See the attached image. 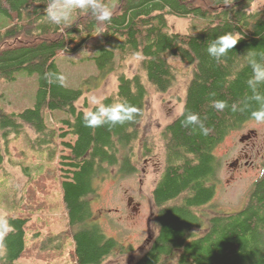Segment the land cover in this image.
I'll list each match as a JSON object with an SVG mask.
<instances>
[{
	"label": "trees",
	"instance_id": "1",
	"mask_svg": "<svg viewBox=\"0 0 264 264\" xmlns=\"http://www.w3.org/2000/svg\"><path fill=\"white\" fill-rule=\"evenodd\" d=\"M252 1L101 0L112 12L110 22L77 9L69 21L55 25L46 17L50 0H0V79L12 81L20 70L38 77L34 107L10 113L0 108V170L10 152L9 136H19L28 126L35 135L29 139L33 149L52 147L58 154L52 169L56 167L59 173L69 222L58 233H35L38 251H47V245L62 250L72 242L75 264H104L117 254L116 239L106 237L100 225L91 223V200L99 197L95 180L114 173L133 174L138 158L152 155L154 140L142 139L140 127L149 95L146 82L156 93L175 86L177 69L166 58L170 52L191 68L181 112L198 114L207 135L184 127L180 114L160 130L163 168L152 190L157 231L142 256L131 264H264V168L238 212L212 213L203 208L215 193L211 182L218 169L214 149L259 108L247 84L253 75L248 56L256 53V60L264 63V8L249 10ZM169 15L205 18L208 23L194 33L170 31ZM228 32L240 34L241 39L226 57L213 60L207 47ZM95 36L124 39L117 68L114 50L103 48L95 59L104 71L116 69L117 88L103 103L134 106L138 112L132 122L86 127L85 110L77 107L82 91L62 82L57 57ZM134 55L140 57L137 70L128 75L125 62ZM257 90L264 94V84ZM215 100L226 101L228 107L217 111L212 107ZM55 110L67 117L50 127L46 114ZM68 134L71 137L66 138ZM45 172L30 179L28 186L46 192ZM25 197L31 204L38 201L39 211L43 203L30 188ZM27 210L24 206L21 216L3 218L14 230L0 239V264H17L20 257L31 256L25 236L31 220ZM38 251L36 257H42Z\"/></svg>",
	"mask_w": 264,
	"mask_h": 264
},
{
	"label": "rangeland",
	"instance_id": "2",
	"mask_svg": "<svg viewBox=\"0 0 264 264\" xmlns=\"http://www.w3.org/2000/svg\"><path fill=\"white\" fill-rule=\"evenodd\" d=\"M261 8H264V0H253L249 10ZM168 23L170 31L194 33L207 24L208 20L169 15ZM123 43L122 37L103 40L100 36H95L57 57L56 63L64 86L79 89L83 93L77 102L79 109L85 112L91 110L94 106L89 103V97L93 95L103 100L115 92L118 85L116 69L115 72L100 69L95 57L103 48L114 50L115 68H117ZM139 58L138 55L127 58L124 70L128 75L137 70ZM166 58L177 69L175 86L167 92L156 93L146 82L149 95L144 117L140 123L142 139L154 140L155 148L152 155L138 158L135 163L137 171L133 174L114 173L101 181L95 180L99 197L91 200L94 212L91 223L100 225L106 237H113L118 243L117 254L106 260L104 264H131L142 256L157 231L152 190L161 174L164 156L158 135L164 125L182 111L185 91L191 75L189 65L178 56L166 52ZM37 90V75L29 74L24 70L18 71L12 81L0 79V108L9 113L32 108L36 103ZM85 103L87 107L84 106ZM65 117L67 115L63 111H48L46 123L52 127L57 124L58 119ZM249 132H251L249 137H243ZM69 137L70 134L66 136ZM30 138H35V135L28 126H25L24 132L19 136H9L10 152L5 155L3 169L0 170V219L7 215L21 216L24 206L28 208L27 215L31 220L27 222L25 236L26 245L32 254L20 257L16 261L17 264H75V247L72 242L65 245L62 250L47 245V251H38L36 242L39 236H35V233L44 235L58 233L68 228L69 222L59 173L56 167L52 169L54 164L56 166L58 154L52 152V147L33 149L30 146ZM140 145L138 155L141 154ZM214 155L218 163L215 180L211 179L215 184V193L203 208L212 213L238 212L243 208L251 186L264 168V126L258 125L253 119L244 122L225 136L214 149ZM237 157H241L244 162L246 160L250 162L236 167L232 162ZM44 171H46L47 190L42 193L28 185L31 184L30 179H36V176ZM27 188H30L31 193L43 203L39 211H36L38 201H33L31 204L30 199L25 197ZM119 249L122 252H119ZM37 251L42 253V257H36ZM53 252H59L60 256Z\"/></svg>",
	"mask_w": 264,
	"mask_h": 264
},
{
	"label": "clouds",
	"instance_id": "3",
	"mask_svg": "<svg viewBox=\"0 0 264 264\" xmlns=\"http://www.w3.org/2000/svg\"><path fill=\"white\" fill-rule=\"evenodd\" d=\"M77 9L90 11L95 19L100 22L111 21L112 12L101 0H50L46 17L52 24L60 25L69 21L73 11ZM240 39L241 36L238 33H225L209 44L207 54L213 60L220 61L221 58L227 56ZM255 57L256 53H251L248 56V63L252 66L253 75L247 84L252 89L254 93L252 99L259 104V108L251 113V119L258 125L264 126V94L257 90L259 85L264 84V63L258 62ZM89 103L94 107L84 113L83 120L86 127L93 129L104 125L116 127L132 122L136 119L138 112L134 106L127 103L105 105L103 100L95 95L89 97ZM212 107L217 111H223L228 107V104L223 100H215L212 102ZM232 110H236L235 106ZM180 115L184 116L182 120L184 127H191L193 132L199 129L201 134L207 135V129L198 114L189 112L185 115L181 112ZM13 230L7 219H0V239Z\"/></svg>",
	"mask_w": 264,
	"mask_h": 264
},
{
	"label": "flooded vegetation",
	"instance_id": "4",
	"mask_svg": "<svg viewBox=\"0 0 264 264\" xmlns=\"http://www.w3.org/2000/svg\"><path fill=\"white\" fill-rule=\"evenodd\" d=\"M252 132V131H251ZM247 133L246 135H243V137H249L250 136V133ZM249 157V156H248ZM247 157V158H248ZM250 161L246 160L245 162L241 159V157H237L236 159H234V161L232 162V164L236 167H241L243 166L244 164H249ZM144 171V170H143ZM137 208V207H136Z\"/></svg>",
	"mask_w": 264,
	"mask_h": 264
},
{
	"label": "bare ground",
	"instance_id": "5",
	"mask_svg": "<svg viewBox=\"0 0 264 264\" xmlns=\"http://www.w3.org/2000/svg\"><path fill=\"white\" fill-rule=\"evenodd\" d=\"M7 18V17H6ZM118 48V47H117ZM145 80V79H144ZM143 116V115H142ZM165 126V125H164ZM232 132V131H231ZM19 135V134H18ZM142 137V136H141ZM222 141V140H221ZM215 147V146H214ZM150 153V152H149ZM213 175H214V173H213ZM261 176V175H260ZM213 178V177H212ZM215 180V179H214ZM216 182V181H215ZM207 203V202H206ZM208 204V203H207Z\"/></svg>",
	"mask_w": 264,
	"mask_h": 264
}]
</instances>
